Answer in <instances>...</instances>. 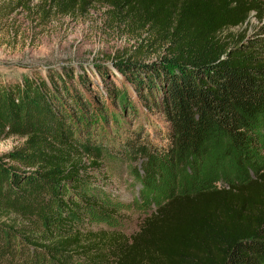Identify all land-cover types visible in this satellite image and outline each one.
Masks as SVG:
<instances>
[{"label":"trees","instance_id":"16d2710c","mask_svg":"<svg viewBox=\"0 0 264 264\" xmlns=\"http://www.w3.org/2000/svg\"><path fill=\"white\" fill-rule=\"evenodd\" d=\"M44 2L102 5L134 42L114 72L94 66L123 79L104 97L84 69L0 83V141L24 138L0 156V264H264V28L243 29L264 0ZM132 162L155 211L130 236L95 230L116 217L103 183Z\"/></svg>","mask_w":264,"mask_h":264},{"label":"rangeland","instance_id":"374dc122","mask_svg":"<svg viewBox=\"0 0 264 264\" xmlns=\"http://www.w3.org/2000/svg\"><path fill=\"white\" fill-rule=\"evenodd\" d=\"M105 13L106 8L102 5L88 6L85 10L77 7L64 14L44 0H0V83H14L22 76L33 74L44 77L49 71L60 73L66 69L81 73L84 69L90 80L87 93L94 99L99 98L97 92L104 97L106 88L121 86L123 79L114 74L101 83L94 66L104 62L102 68L114 72L110 60L116 54L127 57L134 41L123 28L117 29L107 21ZM260 27L264 28V18L258 23L252 14L243 29L250 31ZM156 58L151 55L147 59L153 61ZM108 100H105V106ZM157 122H160L159 118ZM138 123L131 122V129L138 131L140 127L142 131L138 132L143 134L144 126ZM127 129L125 122L116 128L109 127L112 137L119 139L129 134ZM161 132L164 131H147L152 143L159 141ZM23 141L24 138L18 136L2 139L0 156ZM131 166L135 168L138 163H124L115 171L116 177L103 183L108 194L106 203L116 217L94 222L95 230L117 231L130 236L138 231L141 220L155 211L154 205L141 199L140 186L132 177ZM218 187L223 186L218 184Z\"/></svg>","mask_w":264,"mask_h":264}]
</instances>
